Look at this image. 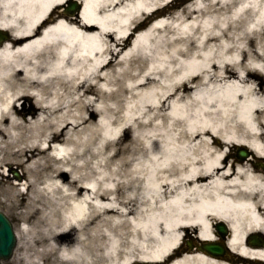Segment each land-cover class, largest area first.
Listing matches in <instances>:
<instances>
[{"label":"bare ground","instance_id":"6f19581e","mask_svg":"<svg viewBox=\"0 0 264 264\" xmlns=\"http://www.w3.org/2000/svg\"><path fill=\"white\" fill-rule=\"evenodd\" d=\"M175 1L0 0L10 264H264V0Z\"/></svg>","mask_w":264,"mask_h":264},{"label":"water","instance_id":"95a60500","mask_svg":"<svg viewBox=\"0 0 264 264\" xmlns=\"http://www.w3.org/2000/svg\"><path fill=\"white\" fill-rule=\"evenodd\" d=\"M79 6L74 5L71 7V11L78 9ZM0 40H3V36H0ZM240 156L243 157L244 153H240ZM220 232L222 234L226 233L224 227H220ZM16 238L13 232V228L11 222L8 218L0 211V264H2V260H7L11 258L13 249L15 247ZM205 250L213 253L215 255L223 254V248L218 245H205ZM137 264H153V263H137Z\"/></svg>","mask_w":264,"mask_h":264},{"label":"rangeland","instance_id":"374dc122","mask_svg":"<svg viewBox=\"0 0 264 264\" xmlns=\"http://www.w3.org/2000/svg\"><path fill=\"white\" fill-rule=\"evenodd\" d=\"M193 0H176L174 2V7H177V5H185L187 4L188 2H192ZM69 6V3H67V5L64 7L65 10H67V7ZM173 9V8H172ZM235 155H237V150H235ZM21 168V167H20ZM15 169V171H17L21 176L20 178L23 179L24 175H23V171L22 169H17V168H13ZM3 173H4V170H2ZM6 172V171H5ZM2 174V172H1ZM3 183V180L1 179V175H0V185ZM0 210L3 211L4 213L7 214V216L9 217V219L12 221L13 223V226H14V230L15 232H18V229H19V224L17 222V219H16V216H15V210H11L9 209V207L7 206V204L4 202V198L3 196L0 194ZM196 235V231L194 230H191L189 231V236L187 237V240H190L191 241V238L194 239V241L197 243V238L195 237ZM193 246V245H192ZM16 249V248H15ZM15 249H14V252H13V256L11 257V259L7 260V261H4V264H10L11 261L14 259L15 257ZM188 247H187V243L184 242V245L182 246V249H181V253L185 250H187ZM182 254L178 253V256H180Z\"/></svg>","mask_w":264,"mask_h":264}]
</instances>
